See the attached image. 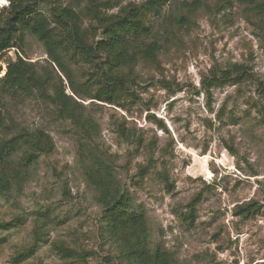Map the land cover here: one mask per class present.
Here are the masks:
<instances>
[{
	"label": "rangeland",
	"instance_id": "374dc122",
	"mask_svg": "<svg viewBox=\"0 0 264 264\" xmlns=\"http://www.w3.org/2000/svg\"><path fill=\"white\" fill-rule=\"evenodd\" d=\"M105 0H93L102 3ZM121 0L103 14H118ZM87 0H58L82 16L88 42L99 39L86 14ZM264 0H168L144 14L146 43L161 48L157 64L139 61L118 104L93 98L98 58L66 60L84 93L73 95L64 74L49 60L42 43L24 32L16 48L0 57L2 71L13 53L50 73L96 126L90 140L56 115L55 106L35 90H10L0 84V143L22 133L42 132L53 149L20 166L19 187L0 197V264H67L57 247L88 252L85 264H126L118 244L106 233L97 193L88 185L78 158L80 142L111 163L134 209L144 211L151 248L161 245L178 264H264ZM8 2L0 0L1 18ZM51 6L36 9L52 20ZM180 18L182 21H180ZM98 65V66H97ZM244 66L251 79L213 88L202 86L210 72ZM60 77L61 80L58 79ZM62 81V82H61ZM89 84H86L88 83ZM86 91V92H85ZM92 95V96H91ZM208 157L207 175L192 167ZM15 163L19 153L14 157ZM17 159V160H16ZM247 207L249 215L240 214ZM32 248L27 258L18 254ZM72 264H80L73 262Z\"/></svg>",
	"mask_w": 264,
	"mask_h": 264
},
{
	"label": "trees",
	"instance_id": "16d2710c",
	"mask_svg": "<svg viewBox=\"0 0 264 264\" xmlns=\"http://www.w3.org/2000/svg\"><path fill=\"white\" fill-rule=\"evenodd\" d=\"M6 1L7 14L3 19L0 15V57L6 51L16 48L15 39L20 36L19 41H22L23 33L27 32L42 43L49 66L52 68L55 65L64 74L75 96L80 92L85 94L84 88L87 87L73 79L70 70L65 67L66 60L83 58L91 61L101 56L104 60L99 61V74L92 79L96 89L91 99L111 105L118 104L120 97L126 94L129 77L122 74L121 69L132 71L139 61L157 64L156 56L161 45L157 41L145 42L149 31L144 14L158 10L168 0H149L140 7L129 3L118 14L110 16L103 14V9H110L121 0H105L96 4L93 0H87V17L97 24L99 34V39L92 44L87 40L81 14L69 6L59 5L58 0ZM38 2L51 6L52 20L36 9ZM260 6L264 8V5ZM250 76L247 68L235 65L219 73L210 72V77H205L201 83L207 94L211 95L213 88L226 83L238 84L248 81ZM58 79L61 80L60 77ZM0 84L10 90H35L41 98L55 106L57 117L69 121L84 140L93 137L96 126L92 119L87 117L85 108L73 96L65 93L62 84L54 85L49 72L40 75L35 65L25 61L18 53L11 55L4 71L0 66ZM257 93L264 96V82H257ZM52 149L51 140L42 132H22L1 142L0 197L6 196L12 186L19 187L21 180H24L26 172L22 171L20 166L35 161L38 155L49 154ZM17 153L19 158L14 165ZM98 153L85 141L79 143L78 158L83 175L88 185L97 193L96 202L102 209L104 229L110 239L118 244L122 260L126 264H178L161 245L151 248L144 211L133 208L131 196L121 189L111 163ZM239 213L245 217L249 215L247 207H241ZM17 220L15 218L9 222H1L0 228L8 229L14 226ZM33 250L26 249L17 256L27 258ZM57 250L60 256L67 260V264H85L88 255V252H81L68 245L57 247Z\"/></svg>",
	"mask_w": 264,
	"mask_h": 264
},
{
	"label": "bare ground",
	"instance_id": "6f19581e",
	"mask_svg": "<svg viewBox=\"0 0 264 264\" xmlns=\"http://www.w3.org/2000/svg\"><path fill=\"white\" fill-rule=\"evenodd\" d=\"M207 162H208V157H203L199 162L197 161V163L192 167L191 172L193 174H196L198 172L203 173V175H207L208 171H207Z\"/></svg>",
	"mask_w": 264,
	"mask_h": 264
}]
</instances>
